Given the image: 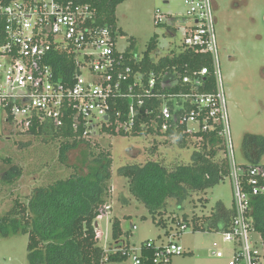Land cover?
Instances as JSON below:
<instances>
[{"label":"built area","instance_id":"built-area-1","mask_svg":"<svg viewBox=\"0 0 264 264\" xmlns=\"http://www.w3.org/2000/svg\"><path fill=\"white\" fill-rule=\"evenodd\" d=\"M184 5L183 16L157 11L155 23L165 25L170 37L179 31L184 34L178 52L167 56L189 50L211 59L210 67L191 74L177 67L145 70L144 55L137 57L128 48L119 51L120 35L109 25H100L97 10L89 4L0 0V123L22 133L35 121L59 129L69 123L86 140L101 133L145 135L178 143L181 139L200 143L210 133L222 137L234 186V218L223 233L224 241L233 246L229 264H264V242L249 219L254 198L264 196V166L239 165L234 155L214 0H184ZM58 56L72 63L66 72L61 71V77L51 64ZM110 211L111 206L105 205L99 217ZM187 230L185 225L180 228V232ZM97 233L99 239L101 233ZM252 235L261 237V248L252 242ZM174 237L167 243L146 241L133 264H170L173 256L185 253ZM143 247L153 251L152 258L143 255ZM108 252L128 259L134 253L131 247ZM214 255L224 257L221 252Z\"/></svg>","mask_w":264,"mask_h":264},{"label":"rangeland","instance_id":"rangeland-1","mask_svg":"<svg viewBox=\"0 0 264 264\" xmlns=\"http://www.w3.org/2000/svg\"><path fill=\"white\" fill-rule=\"evenodd\" d=\"M215 29L218 40L219 64L222 87L226 101L228 125L234 145V155L239 165L248 164L244 155L243 142L248 135L264 137V0H214ZM183 16L186 13L184 0H127L116 11L117 32L120 35L118 50L130 48L137 57L143 55L153 37L158 39V47L152 53L153 60L177 53L184 42V34L176 37L165 34V25L155 23V14ZM189 21L182 22V28ZM121 30L122 35L119 33ZM194 140V139H193ZM98 150L112 154L111 199L107 205L111 211L97 220V232L101 233L99 245L109 251L113 246L112 224L121 221L122 229L128 232L127 240L134 251L132 257L116 264H133L141 245L148 240L168 242L167 231L175 236L174 241L185 249V253L173 256L170 264H229L233 258V246L224 241V234L217 231L195 232L192 228L180 232V226L172 219L180 221L185 215L191 218L211 216L219 204L231 209L234 203L232 179L226 178L213 189L192 194L178 206L176 200L169 201L164 219L167 227L158 226L147 208L136 200L129 190V182L119 175L120 168L129 164L145 165L149 161L189 164L197 141L181 147L178 141L142 136H122L100 134L90 140ZM29 143L23 147L24 143ZM81 150L70 153L69 163L75 164ZM11 159L17 165L20 176L13 184L0 186V216L15 204L16 200L26 202L35 188L55 180L68 177L70 169L58 160V144L43 140V136H33L19 132L0 123V175L7 171ZM264 166V156L261 160ZM55 175V177H54ZM1 182V181H0ZM96 225V224H95ZM136 226L134 230L132 227ZM98 234V233H97ZM252 242L261 248V237L252 235ZM28 236L8 239L0 238V264H29ZM216 252L223 253L217 258Z\"/></svg>","mask_w":264,"mask_h":264},{"label":"trees","instance_id":"trees-1","mask_svg":"<svg viewBox=\"0 0 264 264\" xmlns=\"http://www.w3.org/2000/svg\"><path fill=\"white\" fill-rule=\"evenodd\" d=\"M60 3L74 2L89 4L97 10L98 23L109 25L117 31L116 11L119 5L127 0H57ZM122 31L119 30V33ZM134 44L130 45L131 52ZM158 47V39L153 37L144 52L143 66L148 71H158L177 67L189 74L204 66H211V59L186 50L175 57H161L153 60L152 53ZM51 64L59 77L61 71L72 67L64 56H58ZM132 66L135 64L130 62ZM62 68V70H61ZM66 75V73H64ZM63 76V75H62ZM65 80V78H64ZM214 89V84L213 87ZM211 88V90H212ZM20 132V131H19ZM26 134L36 137L43 136L47 142L58 144V160L60 164L70 169L68 177H55L51 183L35 188L26 202L16 200L0 216V238L8 239L17 236H28L29 264H111L121 263L128 257L121 253L108 252L99 245L97 234L100 209L111 199L110 185L112 181V154L110 151L98 150L90 140L82 138L81 132H76L68 123L64 128H55L49 123L40 124L35 121ZM113 135H117L113 133ZM122 136H136V134ZM203 142L196 143L199 150L195 151L189 164L149 161L145 165L129 164L120 168L119 175L129 182L132 196L142 203L153 221L158 226L167 227L169 221L164 219L169 201L176 200L181 206L192 194L207 195L210 189L230 177V161L226 145L222 137L210 133L204 136ZM193 141L181 139V147ZM24 143V142H22ZM194 143V142H193ZM29 143H24L26 147ZM81 150L75 164L69 163L72 151ZM244 155L248 164L243 166H263L264 137L248 134L243 142ZM0 175V186L13 184L22 176L17 165H12ZM234 218V208L227 209L219 204L216 211L207 217L185 215L180 221L172 219L173 224L187 226L195 232L217 231L224 233L231 227ZM249 219L255 231L260 233L264 242V196L254 198ZM133 225L132 228H134ZM170 236L171 232L167 231ZM128 232L122 229L121 221L115 219L112 224L111 250L130 249ZM146 243L143 242L142 246ZM143 255L153 257V251L143 247ZM143 264H153L143 261Z\"/></svg>","mask_w":264,"mask_h":264},{"label":"crops","instance_id":"crops-1","mask_svg":"<svg viewBox=\"0 0 264 264\" xmlns=\"http://www.w3.org/2000/svg\"><path fill=\"white\" fill-rule=\"evenodd\" d=\"M170 236H171V235H170ZM170 236H169V237H170ZM155 241H156V240H155ZM160 243H166V242H164V241H161ZM158 244H159V243H158ZM111 264H116V263H111Z\"/></svg>","mask_w":264,"mask_h":264},{"label":"water","instance_id":"water-1","mask_svg":"<svg viewBox=\"0 0 264 264\" xmlns=\"http://www.w3.org/2000/svg\"><path fill=\"white\" fill-rule=\"evenodd\" d=\"M96 227L98 226V224L96 223V225H95Z\"/></svg>","mask_w":264,"mask_h":264}]
</instances>
